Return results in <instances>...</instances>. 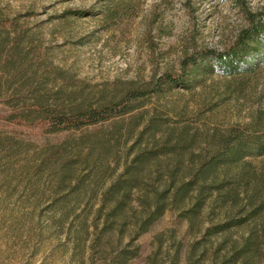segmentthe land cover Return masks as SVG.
Returning a JSON list of instances; mask_svg holds the SVG:
<instances>
[{"label": "rangeland", "instance_id": "374dc122", "mask_svg": "<svg viewBox=\"0 0 264 264\" xmlns=\"http://www.w3.org/2000/svg\"><path fill=\"white\" fill-rule=\"evenodd\" d=\"M240 6L264 0H0L19 32L0 34V55L13 51L0 57V264H264V155L204 166L233 127L264 138V69H206L80 131L1 119L14 103L83 108L176 76L184 56L233 39ZM156 200L164 214L135 238Z\"/></svg>", "mask_w": 264, "mask_h": 264}, {"label": "trees", "instance_id": "16d2710c", "mask_svg": "<svg viewBox=\"0 0 264 264\" xmlns=\"http://www.w3.org/2000/svg\"><path fill=\"white\" fill-rule=\"evenodd\" d=\"M240 8L243 12L244 24L233 39L224 45L220 51L201 49L184 56L180 61L179 73L176 76L164 73L160 77L144 83L139 88H126L118 98L95 106L69 109L52 106L41 100H36L34 104L27 107H18L14 103L8 106V112L3 114L1 119L3 122L16 127L38 129L44 134L55 135L80 131L123 117L143 107L153 95L160 94L167 89H186L193 82H196L198 73H203L206 69L209 72L215 70L223 76L235 78L252 76L264 69V11H250L243 6ZM72 13L81 14L80 11H73ZM10 30L19 35L16 22L2 18L0 20V34L8 36ZM15 39L13 38V42L16 41ZM1 54L3 63L10 62L13 51L6 50ZM36 56L41 57L40 51L36 52ZM0 103L2 102L0 101ZM3 103L6 104L7 100ZM221 149L218 155H214L210 162L205 163L204 166L218 161H233L246 154L264 155V138L257 136L249 139L246 132L233 127ZM189 184L191 182H187L185 186ZM179 191L180 188L173 193L174 199L180 195ZM121 203L122 201L118 202L113 211L119 210ZM165 209L164 204L156 200L152 211L143 218V223L138 226L135 224L138 229L135 238L147 232L149 227L164 214ZM226 226L228 224L225 223L215 231H220Z\"/></svg>", "mask_w": 264, "mask_h": 264}]
</instances>
